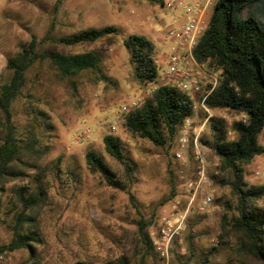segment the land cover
<instances>
[{"label":"trees","instance_id":"trees-1","mask_svg":"<svg viewBox=\"0 0 264 264\" xmlns=\"http://www.w3.org/2000/svg\"><path fill=\"white\" fill-rule=\"evenodd\" d=\"M53 31L51 24L43 37L33 34L21 44L7 60L9 80L0 85V221L12 231L10 241L0 244V257L27 251V256L17 264H45V238L38 216L50 199L53 181L80 178L74 168L63 169L62 156L46 161L55 125L49 113L40 107L41 98L30 91L26 93L28 72L37 63L49 61L58 76L76 88L72 77L87 71L101 72V55L96 51L48 50L43 48L44 42L64 46L93 43L117 34L118 28L114 25L85 28L63 36H54ZM123 42L138 81L146 84L155 80L158 75L155 43L141 33H132ZM194 53L199 62L218 76V84L206 98V106L214 112L227 111L237 117L229 124L227 119L213 116L200 138L207 161L205 146L220 159L214 181L228 187L234 199L223 205L216 242L204 250L196 245L193 235H188L189 254L184 259L176 251L174 240L170 264H264V206L260 204L264 184H249L245 179L246 166L264 154V143L260 141L264 132V0H216ZM22 97L26 100L24 127L17 123L14 111ZM195 105L193 94L166 83L156 87L137 106L123 111L122 123L131 133L169 151L177 143L178 129L184 120L204 116V111L195 110ZM207 130L210 138L205 136ZM103 142L111 159L122 167L123 175L105 155L92 149L85 155L89 171L99 174L114 188L128 189L136 179L133 159L127 155L120 136L108 133ZM170 173L173 181L177 176L187 175L183 168L177 173L170 169ZM192 173L187 179L194 177V170ZM219 202L220 197L214 198L213 204ZM154 218H138V252H123L117 264H132L131 255L138 257L137 264H146L148 255H159L149 231ZM74 264L91 263L76 260Z\"/></svg>","mask_w":264,"mask_h":264},{"label":"rangeland","instance_id":"rangeland-1","mask_svg":"<svg viewBox=\"0 0 264 264\" xmlns=\"http://www.w3.org/2000/svg\"><path fill=\"white\" fill-rule=\"evenodd\" d=\"M180 15V10L162 7L157 0H0V85L10 78L6 68L8 58L33 34L43 37L51 24H54V36L107 25L118 28L117 34L93 43L64 46L44 42L43 48L48 50L96 51L101 55V72L87 71L72 77L76 88L69 80L60 78L49 61L37 63L28 72L26 93L30 91L41 98L40 107L49 113L55 125L46 161L62 156L63 169L74 168L80 175L76 181L68 178L63 182L53 181L50 199L38 216L45 238V264H74L76 260L117 264L123 252H138V218L155 217L149 228L153 237L164 215L176 219L185 209L186 181L196 165L191 154L186 161L176 160L173 153L177 143L166 151L128 131L121 117L123 108L129 107L132 100L151 96L155 90L154 85L140 83L136 78L124 38L132 33L146 35L155 43L156 57L163 58L173 46L165 39L166 32L174 27V20ZM25 104L22 97L14 106L20 127L27 121ZM213 116H221L229 124L237 118L227 111H213ZM108 133L120 136L136 168V179L126 190L108 185L99 174L91 173L86 164V152L92 149L105 155L123 175L122 167L106 152L103 138ZM205 136L211 137L209 130ZM260 141L264 143V132ZM204 148L209 175L204 193L220 197L221 202L202 212L197 200L188 212L183 230L173 239L176 251L184 259L189 254L188 235H193L196 245L204 250L216 242L223 205L234 199L228 187L214 181L219 157L209 147ZM182 168L187 172L186 177L177 176L173 181L170 169L177 173ZM257 170L261 171L259 175ZM245 179L249 184H264V154L246 166ZM260 204L264 206V198ZM11 236L9 225L0 221V244L8 243ZM26 256L25 250L14 251L2 255L0 264H17ZM131 257L132 264H137L138 257ZM171 259V252L167 261L160 255H148L146 264H170Z\"/></svg>","mask_w":264,"mask_h":264},{"label":"built area","instance_id":"built-area-1","mask_svg":"<svg viewBox=\"0 0 264 264\" xmlns=\"http://www.w3.org/2000/svg\"><path fill=\"white\" fill-rule=\"evenodd\" d=\"M162 7L173 8L181 11V15L174 20V27L168 28L166 38L173 46L166 56L156 57L158 75L148 85L172 83L180 89L190 92L196 98L195 110L202 109L204 116H190L180 125L177 134V147L174 157L179 161H186L191 154L195 162L194 177L187 179L186 188L188 203L185 209L178 214L176 219L170 215H164L159 229L153 235L156 251L164 260H169L173 239L183 230L188 212L194 203L199 200V210L208 212L213 204L214 196L204 193L209 181L208 161L203 152L200 138L207 124L213 117V111L206 104V98L218 84L216 73L207 69L204 63L197 60L194 50L198 39L207 27V17L216 0H157ZM144 97L132 100L129 107H124L122 112L133 106H137ZM260 170L256 171L259 175Z\"/></svg>","mask_w":264,"mask_h":264},{"label":"crops","instance_id":"crops-1","mask_svg":"<svg viewBox=\"0 0 264 264\" xmlns=\"http://www.w3.org/2000/svg\"><path fill=\"white\" fill-rule=\"evenodd\" d=\"M212 9L210 10L209 14L211 13ZM210 17V16H209ZM209 20V19H208Z\"/></svg>","mask_w":264,"mask_h":264}]
</instances>
